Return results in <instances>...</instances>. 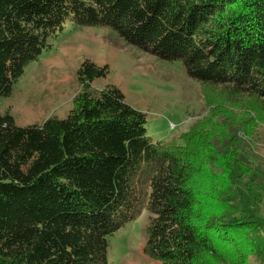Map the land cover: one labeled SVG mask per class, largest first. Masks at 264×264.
<instances>
[{
  "label": "trees",
  "instance_id": "1",
  "mask_svg": "<svg viewBox=\"0 0 264 264\" xmlns=\"http://www.w3.org/2000/svg\"><path fill=\"white\" fill-rule=\"evenodd\" d=\"M66 21L181 62L207 113L154 143L119 90L88 91L105 69L85 62L64 119L1 116L0 264H108V237L142 211L161 264H264V220L234 197L245 178L258 201L264 178L248 162L264 127V0H0V97Z\"/></svg>",
  "mask_w": 264,
  "mask_h": 264
},
{
  "label": "rangeland",
  "instance_id": "2",
  "mask_svg": "<svg viewBox=\"0 0 264 264\" xmlns=\"http://www.w3.org/2000/svg\"><path fill=\"white\" fill-rule=\"evenodd\" d=\"M48 45L37 60L27 64L10 95L0 97V117H11L18 127L64 119L80 89L77 72L85 62L105 69L88 91L119 90L126 104L145 114V136L154 143L173 141L207 113L198 82L186 75L181 62L145 54L112 30L81 28L66 21ZM257 135L248 162L264 172V127L258 128ZM257 181L261 189L256 183L251 186L259 193L258 201L245 190L248 179L237 180L235 206L238 215L254 214L264 220V178ZM148 220L149 214L142 211L108 237V264H161L144 252ZM247 263L259 264L254 257Z\"/></svg>",
  "mask_w": 264,
  "mask_h": 264
}]
</instances>
